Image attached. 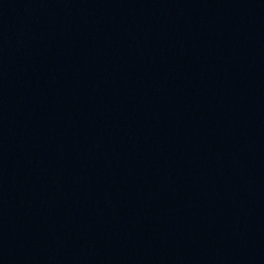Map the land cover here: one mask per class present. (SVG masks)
I'll return each mask as SVG.
<instances>
[{"label": "water", "instance_id": "obj_1", "mask_svg": "<svg viewBox=\"0 0 264 264\" xmlns=\"http://www.w3.org/2000/svg\"><path fill=\"white\" fill-rule=\"evenodd\" d=\"M0 264H264V0H0Z\"/></svg>", "mask_w": 264, "mask_h": 264}]
</instances>
